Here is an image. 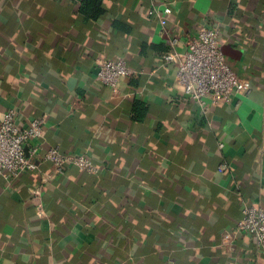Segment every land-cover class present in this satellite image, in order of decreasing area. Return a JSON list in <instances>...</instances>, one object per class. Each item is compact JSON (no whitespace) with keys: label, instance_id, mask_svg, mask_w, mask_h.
I'll return each instance as SVG.
<instances>
[{"label":"crops","instance_id":"crops-1","mask_svg":"<svg viewBox=\"0 0 264 264\" xmlns=\"http://www.w3.org/2000/svg\"><path fill=\"white\" fill-rule=\"evenodd\" d=\"M100 2L93 19L83 0H0V114L45 117L44 147L103 167L0 173V264H264L234 231L244 205L264 206V0ZM202 24L219 26L227 64L252 84L206 116L162 57ZM117 55L133 72L115 91L95 76Z\"/></svg>","mask_w":264,"mask_h":264},{"label":"built area","instance_id":"built-area-1","mask_svg":"<svg viewBox=\"0 0 264 264\" xmlns=\"http://www.w3.org/2000/svg\"><path fill=\"white\" fill-rule=\"evenodd\" d=\"M166 11L151 8L148 13L158 17L164 25ZM219 37L218 25L202 24L195 36L186 38L182 52L176 49L178 37H173L169 40L168 50L162 54L164 61L176 66L175 82L183 97L193 101L205 116L211 107L220 102H230L233 95H249L252 91L251 81L239 77L227 64ZM96 65V79L115 91L121 78L133 72L122 55L98 58ZM16 114L15 107L0 114V173L4 177L16 178L22 172H36L40 162L50 163L51 176L61 175L69 167L92 174L102 171L103 167L84 153L64 152L58 144L44 147L41 139L45 133V117L33 118L27 126L19 127ZM227 167V163L222 161L217 170L222 172ZM38 207L42 213V206ZM234 231L253 235L257 247L264 254V206L244 205ZM229 236L230 232L226 231L224 237Z\"/></svg>","mask_w":264,"mask_h":264},{"label":"trees","instance_id":"trees-1","mask_svg":"<svg viewBox=\"0 0 264 264\" xmlns=\"http://www.w3.org/2000/svg\"><path fill=\"white\" fill-rule=\"evenodd\" d=\"M81 10L83 13H85L88 16H91L93 19H96L103 11L100 0H83ZM115 25L117 26V23H115ZM123 27L126 30L130 29V26H123ZM134 111H135L134 116L142 119L145 113V108L141 103H138L137 105L134 106Z\"/></svg>","mask_w":264,"mask_h":264},{"label":"water","instance_id":"water-1","mask_svg":"<svg viewBox=\"0 0 264 264\" xmlns=\"http://www.w3.org/2000/svg\"><path fill=\"white\" fill-rule=\"evenodd\" d=\"M223 53H227V52L225 51V49H223Z\"/></svg>","mask_w":264,"mask_h":264}]
</instances>
